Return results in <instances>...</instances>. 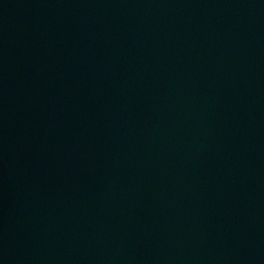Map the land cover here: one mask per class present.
<instances>
[{"label":"water","instance_id":"1","mask_svg":"<svg viewBox=\"0 0 264 264\" xmlns=\"http://www.w3.org/2000/svg\"><path fill=\"white\" fill-rule=\"evenodd\" d=\"M0 264H264V0H0Z\"/></svg>","mask_w":264,"mask_h":264}]
</instances>
